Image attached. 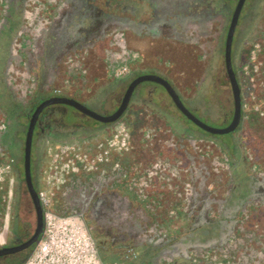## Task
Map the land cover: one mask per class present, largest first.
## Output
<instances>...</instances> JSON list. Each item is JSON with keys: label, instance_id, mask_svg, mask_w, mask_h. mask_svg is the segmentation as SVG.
I'll return each mask as SVG.
<instances>
[{"label": "flooded vegetation", "instance_id": "obj_1", "mask_svg": "<svg viewBox=\"0 0 264 264\" xmlns=\"http://www.w3.org/2000/svg\"><path fill=\"white\" fill-rule=\"evenodd\" d=\"M238 1L0 0V133L10 113L24 117L26 131L35 108L52 97L111 115L143 75L164 80L202 125L183 115L160 83L137 82L117 119L126 149L109 150L108 163L68 172L51 187V210L82 226L99 264H264V0L239 7L229 43L239 118L226 133L212 131L233 116L224 50ZM239 53L245 63L237 77L231 56ZM169 106L201 133L174 136L160 115ZM66 108L75 118L69 125L61 123ZM216 119L220 127L206 123ZM88 120L112 128L70 105L48 104L32 136L37 146L49 136L74 138L79 143L46 145L92 153L109 131L85 140ZM227 133L230 146L214 138ZM4 154L0 143V164ZM44 163L36 161L33 179L30 172L34 191ZM11 167L14 177L0 184V251L33 232L24 224L13 229L20 173L13 161ZM34 247L1 254L0 264H22Z\"/></svg>", "mask_w": 264, "mask_h": 264}, {"label": "built area", "instance_id": "obj_2", "mask_svg": "<svg viewBox=\"0 0 264 264\" xmlns=\"http://www.w3.org/2000/svg\"><path fill=\"white\" fill-rule=\"evenodd\" d=\"M128 136L121 122L112 124L104 143L94 152L72 145H46V165L41 168V186L35 190L42 215V229L37 244L22 264H99L90 238L71 216H62L50 208L51 187L61 183L65 175L79 169L90 170L109 162V150L127 147ZM12 160L0 164V184L12 175Z\"/></svg>", "mask_w": 264, "mask_h": 264}, {"label": "rangeland", "instance_id": "obj_3", "mask_svg": "<svg viewBox=\"0 0 264 264\" xmlns=\"http://www.w3.org/2000/svg\"><path fill=\"white\" fill-rule=\"evenodd\" d=\"M235 39H236V35H234L233 38L232 50H231L232 53L234 49ZM231 59H232L231 61L232 68L234 71H237L238 73L237 77H239L241 75V68H242L241 66L245 63V60L242 59V53L238 54V57L235 61H233L234 56L233 58L231 56ZM110 80L115 82V80L113 79ZM185 91L187 92V90ZM156 92L159 95L163 94L162 90L159 87H156ZM162 99L166 100L165 95H162ZM72 112L73 111L70 108H66L61 123L65 125H69L73 123L75 121V118L72 115ZM160 112H161L160 115L165 118L167 125L170 126L169 129L174 136L193 135L195 133H201V131H199L196 127H194L186 118H184L181 114H179L171 107L163 109ZM192 114L197 117L196 112H192ZM5 116L7 117V122L5 123L6 130L0 133V143L2 144V147L5 149V154L2 158L11 159L13 163L17 164V169L19 170L20 173L19 178H15L13 183V191L15 193V198L18 203V207L16 208L17 219L14 223L13 229L19 232L20 225L24 224V225H29V227L33 230L34 213L31 206L29 205V200L26 195V190L23 181V174H22V149H23V142L25 135V120L24 117L22 116L13 117L14 113H10ZM206 123L213 127H220L222 125V121H220V119L207 121ZM84 125H86L88 128L91 129L88 135L84 138L85 140L90 142L101 139L102 136L108 134V131L110 133L111 132L110 130H112L111 127L103 128L101 124H99L98 122H94L93 120L84 121ZM229 134L227 133L217 136L214 135V138L219 140V142H221L222 144L230 146L231 142H230ZM75 141L76 139L70 137H63L62 140H59L56 136H49L47 142L37 146L35 143V139L32 136L31 145H30V172L32 179L34 178L33 168H34V164H36V161H38V163L44 162L43 151L46 144L60 143V142L68 143ZM75 143H79V142L76 141ZM14 175H16V173ZM11 264L14 263L11 262Z\"/></svg>", "mask_w": 264, "mask_h": 264}, {"label": "water", "instance_id": "obj_4", "mask_svg": "<svg viewBox=\"0 0 264 264\" xmlns=\"http://www.w3.org/2000/svg\"><path fill=\"white\" fill-rule=\"evenodd\" d=\"M242 0L238 1V4L235 8V11L233 13L229 28H228V32H227V37H226V42H225V50H224V62H225V66H226V72L229 78V82H230V87H231V92H232V97H233V116H232V120L230 122V124L224 128V129H214L212 130L215 133H226L230 130H232L239 118V89L236 85V82L233 78L231 69H230V64H229V43H230V39H231V34L233 31V27L235 25V21H236V17L239 11V7L241 5ZM143 80H150V81H156L158 83H160L164 89L166 90V92L168 93V95L170 96V98L172 99L174 105L178 108V110L185 115L188 119H190L191 121H193L195 124L197 125H201L198 120H196L180 103V101L178 100L176 94L173 92V90L171 89V87L162 79H160L157 76H151V75H143V76H139L137 78H135L126 88L125 93L120 101V104L118 106V108L116 109V111L114 113H112L111 115H107V116H100L98 114H95L94 112L86 109L85 107L77 104L76 102H74L73 100L64 98V97H52L49 98L43 102H41L33 111L32 115L30 116V119L28 121V126L26 128L25 131V136H24V142H23V149H22V174H23V181H24V185H25V189H26V193H27V197L29 200V204L33 210L34 213V217H35V223H34V229L33 232L31 234V236L24 241L23 243L19 244L18 246L12 247V248H6L3 249L2 251H0V255L1 254H7V253H13L15 251H19L21 249H25L27 247H29L30 245L37 244L38 241V237L39 234L41 233V229H42V215H41V208L39 206L38 200H37V196L36 193L33 189L32 183H31V178H30V145H31V136H32V129H33V125H34V121L36 118V115L38 114V112L41 110L42 107H44L45 105L48 104H65V105H70L74 108H76L77 110H79L81 113L99 121L102 123H116L117 119L119 117V115L121 114V112L125 109L126 104L128 102V98L129 95L132 91L133 86L140 81ZM202 127V125H201ZM25 261V260H24ZM24 261H21L24 262Z\"/></svg>", "mask_w": 264, "mask_h": 264}, {"label": "crops", "instance_id": "obj_5", "mask_svg": "<svg viewBox=\"0 0 264 264\" xmlns=\"http://www.w3.org/2000/svg\"><path fill=\"white\" fill-rule=\"evenodd\" d=\"M43 154H44V151H43ZM44 162L46 163L45 154H44ZM45 163H44V164H45ZM45 165H46V164H45Z\"/></svg>", "mask_w": 264, "mask_h": 264}]
</instances>
